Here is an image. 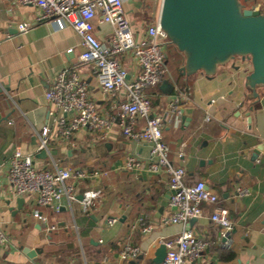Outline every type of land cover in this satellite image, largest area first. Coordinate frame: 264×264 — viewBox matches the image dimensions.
<instances>
[{
  "label": "crops",
  "instance_id": "obj_1",
  "mask_svg": "<svg viewBox=\"0 0 264 264\" xmlns=\"http://www.w3.org/2000/svg\"><path fill=\"white\" fill-rule=\"evenodd\" d=\"M136 1L135 5L125 3L133 28L159 19L162 0ZM38 15L36 8L18 0H0V102L11 101L10 106L0 105L1 116L7 117L0 125V226L10 242L0 247V264H151L159 246L184 230L180 224L164 223L173 213L169 177L165 171H149L151 144L122 134L114 109L118 100L102 94L89 65H81L79 71L89 81L100 112L114 118L107 139L100 141L86 128L76 132L72 142L57 133L58 112L45 93L60 71L76 64L82 46L72 28L36 23ZM24 23L33 26L21 33L18 26ZM110 31L107 25L96 28L102 41ZM235 65L240 70L229 64L214 77L202 73L179 77L169 68L165 80L148 91L154 114L162 113L176 96L182 109H194L188 125L181 119L165 129L169 158L185 168L186 184L203 181L221 198L217 205H204L202 218L190 226L196 236L209 242L194 264H264V86L254 98L244 85L250 65L239 60ZM124 66L129 75L134 74L133 60L126 59ZM46 128L48 147L39 151ZM16 147L32 155L38 169L72 166L99 172L78 185L80 194L101 192L90 211L84 213L80 204L67 200L38 208L32 196L11 193L6 174ZM126 156L138 159L141 168L128 171ZM240 188L247 191L245 196L237 195ZM217 206L227 208L233 222L226 243L221 229L211 221ZM34 210L47 216L56 230H47L33 218ZM112 216L118 221L107 226L105 221ZM140 219L152 231H131ZM126 244L140 248L136 261L120 262L119 252ZM28 252L36 253L28 256ZM230 253L236 255L233 260L227 259Z\"/></svg>",
  "mask_w": 264,
  "mask_h": 264
},
{
  "label": "built area",
  "instance_id": "obj_2",
  "mask_svg": "<svg viewBox=\"0 0 264 264\" xmlns=\"http://www.w3.org/2000/svg\"><path fill=\"white\" fill-rule=\"evenodd\" d=\"M19 4L32 6L39 11L36 23H49L58 29L72 28L81 40L82 53L76 64L60 71L51 87L45 93L47 101L58 112L54 119L57 133L68 142H72L76 132L86 128L105 141L114 118L103 115L90 92L89 81L81 75L79 67L89 65L103 95L116 98L114 105L119 113V126L122 134L131 141H143L151 144V162L149 171L168 175V187L171 194L169 205L173 213L164 223L184 227L181 234L164 242L167 255L162 264H194L199 260L209 242L199 238L190 229L191 219L199 220L203 216V206L217 205L221 198L207 188L201 181L193 185L186 184V170L174 165L169 158V146L164 139L165 129L174 121L183 117L179 96L174 97L167 108L154 114L148 91L160 85L169 75L168 48L170 40L162 30L159 19L151 25L132 27L126 17V0H18ZM107 25L111 28L106 40L96 34V28ZM33 24L18 26L21 33H26ZM72 50H69L70 53ZM133 60L135 72L129 75L124 66L126 59ZM215 103V100L211 101ZM210 121V116H207ZM140 122H143L139 127ZM48 129L41 133L39 151L48 147ZM182 154L179 155L181 157ZM125 168L134 172L142 163L126 156ZM7 180L10 191L16 196L30 195L38 208H50L67 200L70 204L78 203L84 213H88L93 202L100 197V191L89 190L82 194L78 185L97 177L99 172H89L80 167H57L55 170L35 167L32 155L24 154L16 147L9 159ZM247 191L238 189L239 197ZM79 196L82 199L79 200ZM47 230L54 231L47 216L39 210L32 212ZM118 217H108L107 226H113ZM211 221L221 229L225 237L233 229L229 210L217 206ZM140 229L143 233L152 231V226L143 219L132 224L131 231ZM9 238L0 226V247L9 245ZM141 255L137 246L126 244L119 252L120 262H134Z\"/></svg>",
  "mask_w": 264,
  "mask_h": 264
},
{
  "label": "water",
  "instance_id": "obj_3",
  "mask_svg": "<svg viewBox=\"0 0 264 264\" xmlns=\"http://www.w3.org/2000/svg\"><path fill=\"white\" fill-rule=\"evenodd\" d=\"M137 4L136 0H128ZM159 24L170 42L185 58L180 69L189 78L198 73L214 77L219 68L235 62L249 64L251 70L245 77V87L258 98L257 89L264 86V16L246 9L240 0H162ZM9 91V90H8ZM10 106L9 98L0 105ZM252 110V109H251ZM183 111V124L188 125L193 108ZM7 120L0 114V125ZM46 157L43 152L41 154ZM170 194H173L170 192ZM82 196H79V200ZM22 203V199H19ZM196 219H191L193 226ZM230 233L222 237L226 243ZM36 252H28V256ZM167 249L160 245L151 264H162Z\"/></svg>",
  "mask_w": 264,
  "mask_h": 264
},
{
  "label": "rangeland",
  "instance_id": "obj_4",
  "mask_svg": "<svg viewBox=\"0 0 264 264\" xmlns=\"http://www.w3.org/2000/svg\"><path fill=\"white\" fill-rule=\"evenodd\" d=\"M169 68L173 75H176V68L178 65H181L185 62L184 56L181 55L176 47L174 46L169 50Z\"/></svg>",
  "mask_w": 264,
  "mask_h": 264
},
{
  "label": "flooded vegetation",
  "instance_id": "obj_5",
  "mask_svg": "<svg viewBox=\"0 0 264 264\" xmlns=\"http://www.w3.org/2000/svg\"><path fill=\"white\" fill-rule=\"evenodd\" d=\"M246 9L258 12L264 16V0H240Z\"/></svg>",
  "mask_w": 264,
  "mask_h": 264
},
{
  "label": "trees",
  "instance_id": "obj_6",
  "mask_svg": "<svg viewBox=\"0 0 264 264\" xmlns=\"http://www.w3.org/2000/svg\"><path fill=\"white\" fill-rule=\"evenodd\" d=\"M174 46H173V44L172 43H170V45H169V48H168V65H169V58H170V56H169V50L171 49V48H173ZM178 51V50H177ZM179 52V51H178ZM180 53V52H179ZM181 55H183L182 53H180ZM185 59V58H184ZM185 63V62H184ZM184 63L183 64H181V65H178L177 66V68H176V74L179 76V77H181V76H183L182 74H181V72H180V69L184 66ZM235 254L234 253H230L229 255H228V257H227V259L228 260H233L234 258H235Z\"/></svg>",
  "mask_w": 264,
  "mask_h": 264
}]
</instances>
